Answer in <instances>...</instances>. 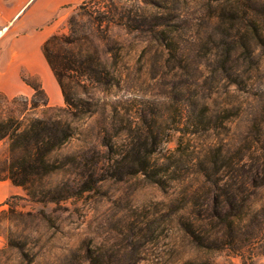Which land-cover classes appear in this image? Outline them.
Masks as SVG:
<instances>
[{
    "label": "rangeland",
    "instance_id": "obj_1",
    "mask_svg": "<svg viewBox=\"0 0 264 264\" xmlns=\"http://www.w3.org/2000/svg\"><path fill=\"white\" fill-rule=\"evenodd\" d=\"M83 2L59 11L51 35L69 36L64 49L103 79L67 72L81 104L73 112L47 64L60 103L28 111L21 98L13 104L23 126L53 118L68 124L70 136L50 153L48 172L32 177L28 190L16 185L0 205V264H264V183L249 178L264 173V15L255 16L256 34L244 27L224 37L204 15L188 29L159 24L154 38L108 16L163 17L172 3L204 14L205 0ZM25 80L42 87L38 78ZM27 86L29 94L17 96L29 99ZM8 145L0 140L1 176ZM134 155L160 171L125 174L139 167ZM240 198L234 244H224L225 230L210 214ZM155 219L163 223L149 229Z\"/></svg>",
    "mask_w": 264,
    "mask_h": 264
},
{
    "label": "trees",
    "instance_id": "obj_2",
    "mask_svg": "<svg viewBox=\"0 0 264 264\" xmlns=\"http://www.w3.org/2000/svg\"><path fill=\"white\" fill-rule=\"evenodd\" d=\"M93 0H86L85 3H92ZM149 5L161 7L160 4H165L167 0H141ZM190 2L184 1V5L189 7ZM205 7L202 6L206 13L202 14L195 13L197 15L190 14L187 11L181 12L179 5L172 3L170 6L166 7L168 13L166 16L158 17L154 15L152 17H140V16H130L117 14L115 16L109 17L108 20L112 22L122 21L121 18L125 17L123 24L134 30H146L150 32L152 37H157L155 27L159 24H165L167 22L175 23L173 31L176 28H182L183 25L186 29L195 25L194 22L200 24L205 18H213L216 21V25L220 26L222 30L220 33L224 37L233 35H239L241 28L247 27L257 33L256 27L258 21H256L255 16L257 14L264 15V1L257 2L256 0H205ZM203 9V10H204ZM205 15V18H204ZM160 19V20H159ZM162 19V20H161ZM181 26V27H180ZM176 27V28H175ZM185 28V27H184ZM225 30V31H224ZM257 38V35H254ZM161 38H164L162 36ZM169 42H174L175 39L169 37ZM73 42L69 36H64L60 34L51 35L42 46L43 55L45 60L50 67L63 95L65 104L71 111L79 112L81 109V104L78 103V99L75 95L70 92L67 87L64 78H68V71L78 72L85 75L89 79L96 80V82H101L103 77L100 72H97L89 64H84L83 61L77 62L76 58L72 53L64 49V44H71ZM25 83L33 89L31 97L14 96L12 98H7L0 94V112L2 113V118L0 119V140L4 138L9 139L8 145V159L7 173L0 175V180L9 179L14 185L22 186L27 189V185L32 181V177L35 175H41L48 172L52 168V164L49 161L50 153L59 147L65 140L70 136V128L68 124H65L57 119L53 118H33L29 120L26 125H22L19 119L13 116V104L18 98L24 100V108L26 111L35 109L38 106H48L47 96L43 88L39 84H32L25 80ZM133 161L138 162L139 167L135 169H130L125 172V174H132L134 172H141L145 176L153 178L158 171L152 170L150 167V162L145 155H134L131 157ZM253 182H259L261 179L264 183V173H255L249 175ZM153 182H158L153 181ZM28 190V189H27ZM235 200V199H234ZM234 200L226 201V206L221 209V212L212 209L211 217H216L220 221H216L218 225L221 224L223 230L224 239L222 242L227 244H234L231 240L230 233L233 227L234 220H236V213L242 206L241 198L238 202ZM264 214V207L260 210ZM232 212V213H230ZM231 219L227 221V219ZM235 218V219H234ZM162 219H155L148 222L146 225H150L149 229L153 227H159L162 224ZM153 226V227H152ZM179 227L182 231L186 232L195 242L201 244L204 247H209L203 239L193 230L190 223L179 222ZM233 246V245H232ZM182 264H213L207 260L190 261L184 262Z\"/></svg>",
    "mask_w": 264,
    "mask_h": 264
},
{
    "label": "crops",
    "instance_id": "obj_3",
    "mask_svg": "<svg viewBox=\"0 0 264 264\" xmlns=\"http://www.w3.org/2000/svg\"><path fill=\"white\" fill-rule=\"evenodd\" d=\"M84 0H0V94H29L22 77L41 81L48 101L60 103L59 89L47 66L42 46L64 7ZM18 193L8 179L0 180V205Z\"/></svg>",
    "mask_w": 264,
    "mask_h": 264
}]
</instances>
